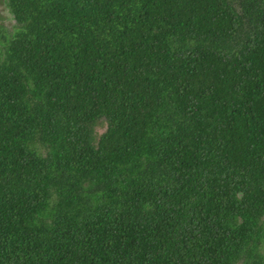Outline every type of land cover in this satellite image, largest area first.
Returning <instances> with one entry per match:
<instances>
[{"label":"trees","instance_id":"obj_1","mask_svg":"<svg viewBox=\"0 0 264 264\" xmlns=\"http://www.w3.org/2000/svg\"><path fill=\"white\" fill-rule=\"evenodd\" d=\"M0 264H264V0H7Z\"/></svg>","mask_w":264,"mask_h":264},{"label":"rangeland","instance_id":"obj_2","mask_svg":"<svg viewBox=\"0 0 264 264\" xmlns=\"http://www.w3.org/2000/svg\"><path fill=\"white\" fill-rule=\"evenodd\" d=\"M13 25L14 21L8 12L7 0H0V36L4 31L10 33Z\"/></svg>","mask_w":264,"mask_h":264}]
</instances>
